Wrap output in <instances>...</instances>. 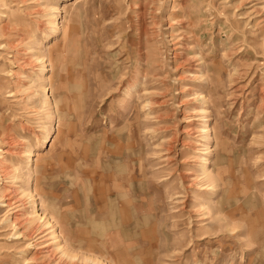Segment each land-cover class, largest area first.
I'll list each match as a JSON object with an SVG mask.
<instances>
[{
	"label": "rangeland",
	"instance_id": "1",
	"mask_svg": "<svg viewBox=\"0 0 264 264\" xmlns=\"http://www.w3.org/2000/svg\"><path fill=\"white\" fill-rule=\"evenodd\" d=\"M0 45V264H264V0H0Z\"/></svg>",
	"mask_w": 264,
	"mask_h": 264
},
{
	"label": "bare ground",
	"instance_id": "2",
	"mask_svg": "<svg viewBox=\"0 0 264 264\" xmlns=\"http://www.w3.org/2000/svg\"><path fill=\"white\" fill-rule=\"evenodd\" d=\"M0 49H3V45H0ZM8 97H13V94H10V95H8ZM46 103H48V100H47V102ZM50 103H48V105H49ZM2 141V140H1ZM0 141V142H1ZM48 143V141L46 140V139H43L42 140V142H41V144H47ZM44 146V145H43ZM28 151H25V152H23V154H20V157L21 158H26V159H29L30 157H32V156H34L35 154L32 152V150L30 149V147H29V149H27ZM0 153H2V154H7V153H9L10 154V151H2V150H0ZM18 153V152H17ZM0 160H3L1 157H0ZM1 165V164H0ZM204 166V165H203ZM0 170H1V168H0ZM1 174V173H0ZM0 178H1V176H0ZM2 179V178H1ZM0 206L2 207V208H8L9 209V211L10 210H14V208H12V205L13 204H11L12 202H11V199H9V198H7V199H4L3 197H1V194H0ZM17 207H19V205L17 206ZM38 221H40V219L38 220ZM7 222V221H6ZM15 235V234H14ZM37 235H39V233L37 234ZM18 238H20V235L19 236H14V239L16 240V239H18ZM47 246H49V245H45V247L44 248H47ZM36 248V250H40V249H42L43 248V246L42 247H38V245H36L35 243H29L28 244V248ZM38 247V248H37Z\"/></svg>",
	"mask_w": 264,
	"mask_h": 264
}]
</instances>
